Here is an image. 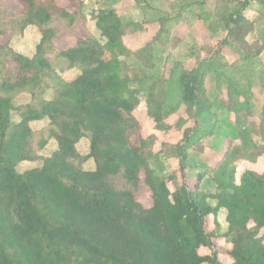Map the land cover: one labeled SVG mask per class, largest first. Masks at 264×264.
I'll use <instances>...</instances> for the list:
<instances>
[{
	"label": "trees",
	"instance_id": "16d2710c",
	"mask_svg": "<svg viewBox=\"0 0 264 264\" xmlns=\"http://www.w3.org/2000/svg\"><path fill=\"white\" fill-rule=\"evenodd\" d=\"M20 1L24 8L19 15L5 13L0 18V35L9 40L33 25L41 37L32 57L15 52L7 42L0 44V56L5 54L0 57V264H264V169H245L238 181L235 176L238 160L253 163L264 154V144L251 138L264 139V105L258 124L241 127L237 121L239 113L250 109L251 82L264 90V72L255 78L252 67L264 51L263 25L255 28L264 18V0H214V6L198 17L206 28L226 31L218 41L221 47L208 48L211 59L196 67H171L168 78L129 65L131 57L141 62L144 49L125 45L123 37L142 23L126 22L115 8L92 14L104 42L78 36L72 45L60 48L52 39L84 19V0H69L73 10L55 0ZM143 1L135 3L148 14ZM252 1L259 7L252 9ZM159 20L163 24L166 19L162 15L146 19ZM251 32L259 33L262 41L249 43ZM232 44L241 47L240 58L234 61L242 60L236 76L225 73L231 64L221 54L222 46ZM212 60L224 69L218 73L228 87L223 106L236 113L234 137L241 144L224 151L210 167L215 191L208 193L200 189L201 175L191 188L182 171L187 150L213 132V118L221 111L204 86L203 66ZM7 61L15 66L10 68ZM74 67L79 74L72 81L58 75ZM173 84L178 103L185 105L195 123L170 148L179 162L180 182L176 173L165 176L150 168L155 137L141 135L134 115L143 93L154 127L168 130L165 120L175 108L165 110L162 89ZM48 88L53 91L49 99ZM21 93L30 94V101L15 105ZM42 119H47L46 125L33 130L30 122ZM199 120H205L209 129L199 128ZM82 138L89 142L84 155L76 149ZM50 140L56 149L41 155ZM89 158L95 163L93 170L82 167ZM25 161L34 165L19 171V163ZM140 183L150 192L149 207L135 198ZM220 208L226 209L228 262L216 251L199 253L202 247H213Z\"/></svg>",
	"mask_w": 264,
	"mask_h": 264
},
{
	"label": "rangeland",
	"instance_id": "374dc122",
	"mask_svg": "<svg viewBox=\"0 0 264 264\" xmlns=\"http://www.w3.org/2000/svg\"><path fill=\"white\" fill-rule=\"evenodd\" d=\"M55 2L59 6L73 10L69 4V0H55ZM214 4V0H144L142 5L147 8L148 14H146L137 6L135 0H84L81 11L84 14V19L79 18L76 20L70 31L66 30L55 35L52 39V44L54 43L56 46L60 44L62 48H65L72 45L76 37L86 38L92 36L91 33L94 35L92 37L104 42V38L99 35L92 22V14L96 13L98 9L113 7L125 18L126 22L142 23L139 29L123 37L125 45H128L132 49H144L141 55V62L131 57L127 59L129 65H140V70L147 75H162V77L168 78L171 67L184 65L186 68L191 69L198 66L199 61L200 63H204L205 61H209L208 59H211V52L208 51V48L221 47L218 41L226 35V31L222 28H214V31H212L206 28L205 22L198 17L200 12L208 11L207 8H212ZM258 7V3L252 1V9ZM23 8L20 0H0V18L4 19L6 14L9 16H17L23 11ZM209 11L213 10L211 9ZM158 15H162L166 19L163 20V24L161 20L153 22L146 21V19L158 17ZM260 27L264 28V19L260 20L255 26L256 29ZM61 29L62 24H59V29L57 27V30L59 31ZM20 35L22 36V34L14 35L9 40L7 36L0 35V44L7 42L11 48H16V46L21 48L24 39L18 37ZM259 36V33L251 32L248 36L249 43L254 41L260 43L262 37ZM15 39H18L17 43L13 42ZM24 44L27 46L25 40ZM240 51L241 47L237 44L222 46L221 54L225 59V63L231 64V67H226L225 69V73L228 75L232 73L236 76V68L242 65L241 59L234 63L237 58H240ZM0 57H5V54H1ZM7 63L10 68L15 66L9 61ZM211 63L209 66L207 64L203 66L205 69V91L209 99L215 104L214 107H219L221 111L213 118V121H216L215 128L212 130L213 132L207 134L195 149L191 147L187 150V161L182 171L184 175L183 180L191 188L195 183L196 177L201 175L199 178L200 189L208 193H214L215 191V182L210 178L211 174L208 172L210 167L215 160L221 159L223 150L227 152L238 144L237 139L234 137L236 133V129H234L236 113L233 114L230 112L229 107L223 106V103H226L228 100L226 81H223V76H218V73H222L223 68L214 60ZM252 67L255 78L261 72H264V51L261 55L254 58ZM250 89L255 98H253V102L251 101V108L248 112L239 113L237 121L238 126L241 127H248L251 121L258 124L262 106L264 105V90L258 85L250 86ZM162 90L166 93L165 110L175 108L165 120L170 125L168 130H159L154 127L153 120L146 114L147 109L143 93L140 94V103L134 110V115L139 121L141 135L143 137L154 135L155 137L152 146V151L155 155L148 160L150 168L154 172L165 176L170 173H176L178 181L180 182L182 180V173L179 169V162L177 157L171 154L170 148L183 136L184 129L193 127L195 123L186 111L185 105L178 103L179 96L175 84L169 86V89ZM206 124L205 120H199L198 126L206 131L209 129ZM251 138L257 145L264 144V139L259 136L253 135ZM50 152L51 148H48L44 154H49ZM33 165L30 162H22L18 170L23 171ZM235 167V176L238 181L239 175L247 167H253L258 171L264 169V154L258 156L253 164H249L244 160H238L235 163ZM140 177H143V173H141ZM168 186L172 188L170 182H168ZM149 194L148 188L143 183H140L135 198L144 207H149L151 205ZM209 202L212 205L215 203L213 199H209ZM225 214L226 210L223 209H220L218 212L217 221L219 223V230L218 236L214 239L213 247L210 249L200 248L199 253L203 255L211 251H216L220 260L228 262L231 261L228 254L229 250H231V243L225 235L228 227ZM205 228L207 230L212 228L211 216L207 217Z\"/></svg>",
	"mask_w": 264,
	"mask_h": 264
},
{
	"label": "crops",
	"instance_id": "0c3cea01",
	"mask_svg": "<svg viewBox=\"0 0 264 264\" xmlns=\"http://www.w3.org/2000/svg\"><path fill=\"white\" fill-rule=\"evenodd\" d=\"M84 15V14H83ZM264 19V18H263ZM93 24H94V21L92 20ZM95 26V25H94ZM97 31V30H96ZM92 36L93 33H91ZM22 39L25 40V42L27 43V46H25L24 44V40H23V44L21 45L22 47L19 48L18 46H16V48L12 47L13 50L17 53H20L26 57H32L35 53V46L36 44L39 42L40 40V32L38 31V29L33 26V25H29L25 28V31L24 33H22V36H18ZM16 37V38H18ZM19 39V38H18ZM18 39H15V41L13 42H16L17 43V40ZM32 42V44H31ZM54 46H56L54 43H53ZM56 47H60L62 48V46L60 44H58ZM79 74V70L77 68H69V69H64L63 71H60L58 72V75L65 81H72L77 75ZM252 86H256V84H252ZM226 89H227V93H228V87H227V84H226ZM251 91V89H250ZM52 89L48 88L46 89V92H45V96L47 99H49L51 96H52ZM253 98H255L254 94L252 95V98H250L248 100L249 104H250V108H251V103L253 102ZM30 101V94L28 93H21L19 94L18 96H16V98L14 99V104L15 105H18V104H23V103H27ZM252 101V102H251ZM263 107V106H262ZM250 110V109H249ZM233 114H235L234 112H232ZM243 113V112H242ZM246 113V112H244ZM260 121V120H259ZM47 123V119H42V120H37V121H31L30 122V126L33 130H38L40 129L41 127L45 126ZM255 123V122H253ZM252 124V121L249 123V125ZM256 124V123H255ZM241 144L239 143L238 141V145ZM88 147H89V142L85 139V138H82L81 140H79V142H77L76 144V149L77 151L80 153V154H87L88 153ZM48 148H51V152H53L55 149H56V142L54 140H50L46 145L45 147L41 150L40 154L41 155H48V154H44L45 150L48 149ZM224 151L226 152V150H223L222 152V157L221 159L223 158L224 156ZM50 152V153H51ZM49 153V154H50ZM263 155V154H262ZM220 158L215 160V161H219L221 160ZM26 162V161H25ZM30 163H33V162H30ZM35 163V162H34ZM249 163V162H247ZM21 163H19V165H21ZM249 164H253V163H249ZM82 167L83 169L85 170H93L94 167H95V163L93 161V159L89 158L88 160H86L83 164H82ZM248 168H252L254 170H256L255 168L253 167H247L246 169ZM264 168V167H263ZM244 171V170H243ZM258 171V170H256ZM262 171V170H261ZM260 172V171H258ZM242 173V172H241ZM240 176V175H239ZM221 210H226L224 208H220ZM219 209V210H220ZM219 212V211H218ZM217 217H218V214H217ZM225 220H226V214H225ZM228 225V224H227ZM203 248V247H202Z\"/></svg>",
	"mask_w": 264,
	"mask_h": 264
}]
</instances>
